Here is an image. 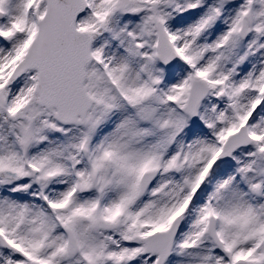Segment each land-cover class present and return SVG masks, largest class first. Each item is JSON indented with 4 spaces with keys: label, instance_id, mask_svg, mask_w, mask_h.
<instances>
[{
    "label": "snow or ice",
    "instance_id": "6c2138e0",
    "mask_svg": "<svg viewBox=\"0 0 264 264\" xmlns=\"http://www.w3.org/2000/svg\"><path fill=\"white\" fill-rule=\"evenodd\" d=\"M0 264H264V0H0Z\"/></svg>",
    "mask_w": 264,
    "mask_h": 264
}]
</instances>
